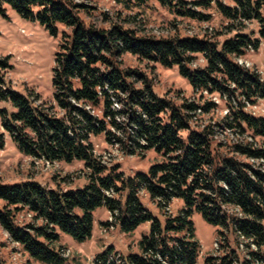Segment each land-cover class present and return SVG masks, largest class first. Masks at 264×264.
I'll return each mask as SVG.
<instances>
[{"label":"trees","instance_id":"16d2710c","mask_svg":"<svg viewBox=\"0 0 264 264\" xmlns=\"http://www.w3.org/2000/svg\"><path fill=\"white\" fill-rule=\"evenodd\" d=\"M114 1L127 11L154 1L183 18L210 19L182 0ZM234 2L233 7L218 2L217 9L233 23L232 29L256 21L258 38L241 31L223 42L207 36L155 38L135 17L91 16L88 6L74 0H0V12L8 5L52 36H58L59 25L71 30L64 33L55 57V105L38 104L30 94L7 87L8 65L0 61V97L17 109L10 117L2 112L3 131L26 157L50 164L78 161L90 172L87 184L75 189H49L33 180L0 183V227L24 253L45 264H62L64 249H54L59 233L78 242L90 239L93 213L99 207H106L113 218L106 226L118 225L129 234L151 222V231L140 241L141 255L125 258L109 248L98 256L97 264H197L201 245L192 221L195 212L212 225L231 227L237 240L245 238L264 253V147L252 141L264 138V117L245 111L247 103L254 106L264 100V79L237 62L249 50L258 51L264 41V0ZM193 6L208 8L210 2ZM82 14L91 21L87 23ZM126 54L168 68L178 66L194 93L219 95L231 108L229 113L214 126L194 130L191 124L198 113L208 115L217 104L188 100L177 105L159 97L144 72L124 67ZM197 56L205 61L204 67L194 66ZM234 100L236 108L230 103ZM217 131L238 137L249 132L250 142L237 140L227 149L230 155L223 156L217 151L223 147L214 142ZM99 135L118 145L126 157H144L154 150L162 161L148 173L126 177L120 166L108 167L95 154L91 139ZM4 147L0 133V150ZM124 191L123 206L119 198ZM142 193L162 212L173 200H181L184 207L177 215H167L162 225L142 205ZM23 211L41 224L20 225L17 215Z\"/></svg>","mask_w":264,"mask_h":264},{"label":"rangeland","instance_id":"374dc122","mask_svg":"<svg viewBox=\"0 0 264 264\" xmlns=\"http://www.w3.org/2000/svg\"><path fill=\"white\" fill-rule=\"evenodd\" d=\"M189 4L196 12L210 17L209 20L188 19L174 14L170 8L162 6L158 2L150 1L142 7L134 8L131 11L125 10L114 0H74L77 4L88 6L91 16H98L101 13L122 17L132 16L140 24L141 29L155 38H172L175 35L180 37L207 36L215 41L223 42L233 37L237 32L251 34L258 38V24L256 21L244 22L234 25L222 17L217 9V4L235 6L234 0H204L209 1L208 8L194 7L195 2L202 0H182ZM82 18L89 23L91 19L82 14ZM241 25V26H240ZM58 36H52L49 31L39 22L22 18L12 7L5 5L3 12H0V61L8 65L6 73V86L21 95L29 94L39 104L48 107L54 103V66L56 53L62 43L64 33H71L65 25H59ZM228 27H231L228 29ZM238 30V31H235ZM234 31V32H232ZM124 67L144 72L155 93L159 97H165L180 105L188 100H196L197 103H204L206 100L213 101L217 108L203 115L198 113L191 124L194 130H202L208 126L220 123L224 120L226 112L230 110L227 101L219 95L208 93H194L189 80L183 77L179 67H165L161 64H152L141 61L137 57L126 54L123 58ZM237 62L250 70L257 71L264 79V41L258 51L249 50L243 58ZM205 61L197 56L194 66L204 67ZM240 100V99H239ZM243 104L246 101L241 99ZM233 107H238V100L230 102ZM246 106V105H245ZM5 111L8 117L17 113L16 107L10 101H3L0 97V133L4 134L5 147L0 150V183L4 185H15L29 180L37 181L49 189L66 190L70 188H83L87 184L90 173L83 163L78 161L72 164L54 163L48 164L45 161L35 160L22 155L9 134L3 131L2 122ZM245 111L257 116L264 117V100H259L254 106H248ZM250 133L241 136L229 131H217L215 141L221 144L219 153L230 155L228 147L237 140L249 141ZM187 133H184L186 137ZM95 154L103 164L108 167L118 165L126 177H133L138 173H148L149 169L162 161L161 155L156 151H148L144 157H126L118 145L110 144L104 135L92 137L91 139ZM257 146L264 147V138H253ZM250 142V141H249ZM228 149V150H227ZM264 169V167H263ZM127 192L124 191L119 198L125 205ZM142 205L162 225L165 224L167 215L174 216L184 207L181 200H173L164 212L154 203L148 194L140 196ZM231 214L235 213L230 211ZM94 229L92 237L85 242H78L71 236L59 233L60 238L54 244L58 252L64 249L65 260L62 264H97V258L109 248L113 252L127 258L131 255H141L140 241L143 236L150 235L151 222H146L137 228L133 233H123L118 225L115 227L106 226L108 222H114L106 207H99L93 213ZM195 227L196 240L202 247V254L197 264H208L207 260L213 258V264H244L245 256L240 250L237 236L232 228L224 229L208 223L201 214L195 212L192 216ZM17 222L20 225L41 224L33 220L32 214L23 211L17 215ZM264 226V223H263ZM218 242L219 250L215 251L214 243ZM0 250L4 264H45L33 259L22 249L12 242L10 236L0 227Z\"/></svg>","mask_w":264,"mask_h":264},{"label":"built area","instance_id":"2783aa9c","mask_svg":"<svg viewBox=\"0 0 264 264\" xmlns=\"http://www.w3.org/2000/svg\"><path fill=\"white\" fill-rule=\"evenodd\" d=\"M227 113L228 111L226 112V114ZM214 246L215 250L218 251V243H216ZM240 247L245 254L246 264H264V253H260L255 244H253L252 242H248L245 238H241ZM252 253H257L258 257H253Z\"/></svg>","mask_w":264,"mask_h":264}]
</instances>
